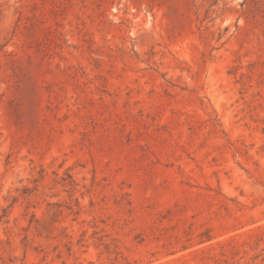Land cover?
I'll return each mask as SVG.
<instances>
[{
	"label": "rangeland",
	"instance_id": "1",
	"mask_svg": "<svg viewBox=\"0 0 264 264\" xmlns=\"http://www.w3.org/2000/svg\"><path fill=\"white\" fill-rule=\"evenodd\" d=\"M0 264H264V0H0Z\"/></svg>",
	"mask_w": 264,
	"mask_h": 264
}]
</instances>
